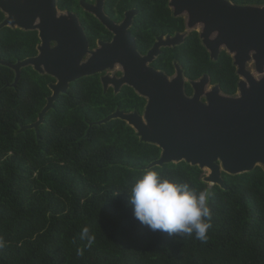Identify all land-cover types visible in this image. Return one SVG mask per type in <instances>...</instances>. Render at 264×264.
<instances>
[{"label": "trees", "instance_id": "obj_1", "mask_svg": "<svg viewBox=\"0 0 264 264\" xmlns=\"http://www.w3.org/2000/svg\"><path fill=\"white\" fill-rule=\"evenodd\" d=\"M164 2L154 7L160 17ZM71 3L59 0V7L72 9ZM4 19L0 11V23ZM166 23L170 33L181 30L168 15ZM38 43L36 31L5 27L0 30V62L35 57ZM168 55V74L177 60L187 78L207 74L224 94L236 93L230 57L222 53L210 61L195 35ZM14 80V71L0 64V236L6 242L0 264H264L262 167L234 176L222 173L224 188L205 183L203 171L185 162L153 167L198 192L210 189L213 228L207 243L194 235L152 233L134 219L128 201L136 179L159 159L160 149L140 141L122 120L95 124L117 109L141 113L145 100L128 87L118 94L104 92L99 75L83 77L59 96L37 134L21 128L38 120L54 79L29 66L21 70L16 86ZM85 227L96 241L81 257L77 249L86 244L80 238Z\"/></svg>", "mask_w": 264, "mask_h": 264}, {"label": "water", "instance_id": "obj_2", "mask_svg": "<svg viewBox=\"0 0 264 264\" xmlns=\"http://www.w3.org/2000/svg\"><path fill=\"white\" fill-rule=\"evenodd\" d=\"M179 2L182 0H176ZM186 3L192 10L210 12L209 16L204 15L211 24L208 35L218 32L216 47L210 49L213 58L216 48L223 44L240 68L251 59L258 74L264 75V9L233 7L224 0H186ZM0 10L7 16L0 23V30L9 27L38 31L41 42L35 57L15 64L0 62L14 71L12 86L18 83L21 70L29 66L40 75L46 74L56 80L49 85L51 96L38 120L22 127V131L34 129L38 134L45 115L70 84L120 64L123 77L104 76L102 86L106 90L111 84L117 92L121 85L127 84L147 100L143 114L117 110L95 124L122 120L135 131L140 141L157 146L160 157L148 168L185 162L207 170L209 173L203 181L221 188L225 187L222 173L234 176L249 173L256 167L264 169V76L254 79L250 74L245 75L247 82L239 84L238 95L234 98L221 94L219 87H214L206 95L207 102L202 103L200 95L208 83L207 76L193 84L196 94L188 98L183 92L184 79L179 69L176 77L170 80L145 67L151 52L141 59L135 48L131 45L124 48L117 38L111 44H101L102 48L84 61L89 53L86 38L74 15L68 13L58 18L55 0H0ZM245 10L248 14H244ZM51 43L56 46L50 48Z\"/></svg>", "mask_w": 264, "mask_h": 264}, {"label": "flooded vegetation", "instance_id": "obj_3", "mask_svg": "<svg viewBox=\"0 0 264 264\" xmlns=\"http://www.w3.org/2000/svg\"><path fill=\"white\" fill-rule=\"evenodd\" d=\"M64 1L65 3L67 2V0ZM157 1L158 0H74V3H71L72 9H61L59 7V0H55V5L57 8L58 18L60 16H67L68 13H71L76 17L78 25L81 28L82 33L88 43L89 53L84 58V61L91 56L92 52H96L97 50L101 49V44H111L115 41V38H117V42H121L120 45L124 48H128L130 45L131 48H135V52L141 59L147 58L151 52V59L145 63V67L164 74L168 79L171 80L173 77H176L177 70L179 69L182 72L184 79L183 92L188 98H192L196 94V87H194L193 84L199 83L204 76H207L208 83L204 87L203 94L200 95V101L202 103H206V95L210 93L214 87H219L218 84H211L210 77L207 74H203L196 80H191L185 76V70L177 60L171 61V67L173 70L171 75L168 74L164 69L168 64L169 52L182 50L186 45L187 40L195 35L200 46L207 53L210 61L216 62L222 53H225L230 57L231 66L234 68L235 75L238 78L236 93L234 95H226L221 91L220 87L219 89L221 94L225 96L231 98L236 97L240 89L239 84L241 82H247L245 75L250 74L253 77V73L247 70V64L249 62L252 61L254 63L255 72L258 73L255 62L249 59L244 63V66L240 68V65L235 61L234 55L231 54L223 44L216 48V57L213 58L214 56H212L210 49H215L216 47L215 39L218 37V32L208 35V25L211 24L204 15L209 16V11L201 13L195 9L192 10L189 4L186 3V0H182V2L179 3H176V0H165L163 4L164 9L161 12L160 17L159 8H154ZM224 1L233 7L259 10L264 9V4H238L233 0ZM247 11L248 10H245L244 14H248ZM236 13L241 16L240 11H237ZM167 15L171 20L177 22V24L181 27V30L173 29V33H170L166 23ZM259 15H263V13ZM4 17L6 19V14H4ZM38 20L39 19L36 20V24L39 23ZM68 20L71 21L70 19ZM36 34L39 40V43L36 45L37 56L39 53L38 47L40 46L41 42L38 36V31H36ZM148 43L150 44L148 45ZM155 45L158 46L155 48ZM55 46V43H51L50 48ZM122 68L123 67L120 64H115L112 69H106L105 71L95 75H99L100 83L104 76L120 79L123 77ZM108 70L114 71V73H112V75H105V72ZM263 76L264 75H262V77ZM55 83L56 80L54 79V83L52 84ZM124 87L131 88L127 84H123L116 92L111 84L108 85L106 90H104L102 86L104 92L112 89L114 94H118ZM133 92L135 93L134 90ZM140 98L145 100L142 112L138 113L136 110L132 112H137L139 115H142L147 100L143 97Z\"/></svg>", "mask_w": 264, "mask_h": 264}, {"label": "clouds", "instance_id": "obj_4", "mask_svg": "<svg viewBox=\"0 0 264 264\" xmlns=\"http://www.w3.org/2000/svg\"><path fill=\"white\" fill-rule=\"evenodd\" d=\"M212 195L210 189L198 192L188 183L173 182L154 168H148L136 179L128 203L132 206L134 219L152 233L182 238L194 235L197 240L207 243L213 228ZM80 238L86 241L84 247L77 249V255L82 257L85 248H92L96 237L85 227ZM5 247L6 242L0 236V250Z\"/></svg>", "mask_w": 264, "mask_h": 264}, {"label": "rangeland", "instance_id": "obj_5", "mask_svg": "<svg viewBox=\"0 0 264 264\" xmlns=\"http://www.w3.org/2000/svg\"><path fill=\"white\" fill-rule=\"evenodd\" d=\"M247 70L252 72L253 73L252 74L253 77L256 78V79H259V78L262 77V75H260V74L255 72L254 63L252 61L247 64ZM112 73H114V71L108 70V71L105 72V75H112ZM202 171L204 173V177L208 175L207 173H209L207 170H202Z\"/></svg>", "mask_w": 264, "mask_h": 264}, {"label": "bare ground", "instance_id": "obj_6", "mask_svg": "<svg viewBox=\"0 0 264 264\" xmlns=\"http://www.w3.org/2000/svg\"><path fill=\"white\" fill-rule=\"evenodd\" d=\"M208 174V173H207Z\"/></svg>", "mask_w": 264, "mask_h": 264}]
</instances>
